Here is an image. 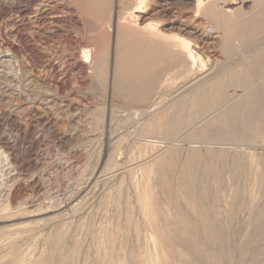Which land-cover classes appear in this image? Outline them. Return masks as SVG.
<instances>
[{
  "label": "rangeland",
  "instance_id": "1",
  "mask_svg": "<svg viewBox=\"0 0 264 264\" xmlns=\"http://www.w3.org/2000/svg\"><path fill=\"white\" fill-rule=\"evenodd\" d=\"M160 1L113 0L105 41L73 0H0V264H216L219 246V264H264V26L226 53L206 3ZM228 1L235 25L257 10ZM136 41L172 65L131 104L111 84L117 46ZM188 52L191 75L174 64ZM213 110L226 120L194 128Z\"/></svg>",
  "mask_w": 264,
  "mask_h": 264
},
{
  "label": "bare ground",
  "instance_id": "2",
  "mask_svg": "<svg viewBox=\"0 0 264 264\" xmlns=\"http://www.w3.org/2000/svg\"><path fill=\"white\" fill-rule=\"evenodd\" d=\"M73 1L75 7L82 13V16L88 15L89 17L92 18V23L94 24L93 31L95 32L99 31L100 33H103V35L98 36L97 38L99 40L104 39L106 41L108 34L107 33L104 34L103 32L104 30L102 31V27L103 26L105 27V25L109 22L110 19L109 11L111 9V6L113 5L112 4L113 0H73ZM160 2H161L160 4L161 6H166L165 4L168 2V0H161ZM145 3L146 0H136L135 6H132V8L129 9V11L128 10L127 11L130 12V14H144L146 12ZM205 3H206L205 15L213 23L212 25H214L217 29L223 32L222 46L224 48V52L226 53L227 52L229 53V46H231L232 36L237 37L242 41H249V39H251L252 37V34L254 33V30L258 27L264 26V0H253V3L257 8L255 14L251 18L247 19L246 21L240 22L237 25H235V21L230 20L225 15V13H227L228 11L227 9H229L228 7L234 4V3H229L228 0H184V1L181 0V5L179 4L177 8L175 9L163 8V10L164 11L170 10L173 11L174 14H178L180 10H182L184 7H187V4H190L192 9L195 10L194 13H196L195 14L196 16L197 13H199V9ZM216 8L219 9L220 12ZM132 17L134 19L141 18V16L140 17L131 16L129 18ZM118 20L120 21L121 24L122 23L124 24L125 21H127V19L124 17H119ZM153 26L154 25L148 26V30L151 31L153 29ZM153 31L151 32L153 33ZM151 32L150 35L152 34ZM122 40H124V38ZM122 42L123 41H121V44ZM156 43L157 42H155L154 44L147 43V45H144L139 41H136V42H132V45L129 44L131 45L130 47H128L129 45L126 46L127 43L125 44L123 43L124 45L117 46L114 52L115 64L113 67L112 84H111L112 93L114 97L116 96L118 97V99H124L131 104H135L140 101L147 100L153 94V92L156 89L157 82H159L162 79L161 78L162 75L166 73L170 65H172V63H170L169 61L170 60L168 56L169 53L167 51L162 50L158 46L159 43L158 44ZM97 47H100L99 48L100 50H98L94 58L93 56H91L93 54L92 49L85 46L81 49V54H82L81 57L83 58L82 61L88 64H90L91 62L89 60L90 58L94 59L93 77L97 79V81L103 83L104 74H105L104 59H105L106 51L102 49L103 47L106 46L100 45ZM186 57L189 59V62L188 60L187 61L177 60L176 62H174V64L176 67L184 69L187 74L190 75L194 74L197 67L196 58L192 53L189 52L186 54ZM145 82H149V83H145ZM244 82L245 81L241 82V84ZM241 87L243 89L248 88L246 84H242ZM196 100H198V95L194 94L193 101ZM156 105L157 104H153L149 110L150 111L155 110V108L157 107ZM226 118L227 115L223 114L220 110L219 111L213 110L210 111V114L209 113L205 114L200 121L196 122L194 128H200V127H202L203 129L209 128L210 126L215 125L214 123H217L222 120H226ZM163 121L167 123V125L171 126L173 125L175 119L173 116L167 115L163 118ZM230 121L231 122L233 121L230 124L233 126L235 122L239 120L236 118H232L230 119ZM180 140H181V136H178L174 138L171 142H178V141L180 142ZM189 143H191V141ZM227 148L228 147H226V149ZM160 150H158V152H160ZM226 251H228L231 254L229 247H227L226 250L224 249V246L217 247V249L215 250V255L213 256L216 264L220 263L222 253ZM236 251L237 248L233 246L232 254L236 253ZM262 255L264 257V250L262 251ZM254 263L260 264V262L258 261H255Z\"/></svg>",
  "mask_w": 264,
  "mask_h": 264
}]
</instances>
